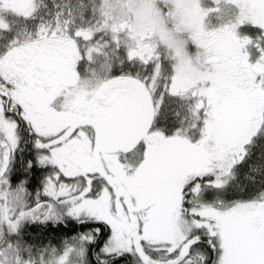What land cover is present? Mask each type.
Segmentation results:
<instances>
[{
	"label": "snow or ice",
	"instance_id": "1",
	"mask_svg": "<svg viewBox=\"0 0 264 264\" xmlns=\"http://www.w3.org/2000/svg\"><path fill=\"white\" fill-rule=\"evenodd\" d=\"M0 264H264V0H0Z\"/></svg>",
	"mask_w": 264,
	"mask_h": 264
}]
</instances>
